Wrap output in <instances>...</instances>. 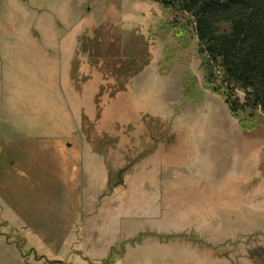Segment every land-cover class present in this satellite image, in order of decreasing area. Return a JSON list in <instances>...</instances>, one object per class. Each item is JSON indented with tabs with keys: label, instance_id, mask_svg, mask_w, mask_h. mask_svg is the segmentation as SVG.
I'll return each instance as SVG.
<instances>
[{
	"label": "rangeland",
	"instance_id": "1",
	"mask_svg": "<svg viewBox=\"0 0 264 264\" xmlns=\"http://www.w3.org/2000/svg\"><path fill=\"white\" fill-rule=\"evenodd\" d=\"M186 18L150 0H0V264L120 247L113 264H264V114L247 130L229 112ZM100 26L149 41L113 97L78 51Z\"/></svg>",
	"mask_w": 264,
	"mask_h": 264
},
{
	"label": "trees",
	"instance_id": "2",
	"mask_svg": "<svg viewBox=\"0 0 264 264\" xmlns=\"http://www.w3.org/2000/svg\"><path fill=\"white\" fill-rule=\"evenodd\" d=\"M150 1L187 14L186 20L194 24L197 56L207 83L223 97L229 112L244 129L258 127L261 118L257 113L264 114V0ZM80 40L78 51L87 55L88 63L104 77L113 79L109 85L111 97L123 91L151 60L148 39L136 32L109 40L100 26ZM217 69L223 92L213 83ZM236 88L245 93L244 102L237 97ZM103 89L101 86L98 96ZM141 239L138 236L130 243ZM123 251V247L112 248L102 264H113Z\"/></svg>",
	"mask_w": 264,
	"mask_h": 264
},
{
	"label": "flooded vegetation",
	"instance_id": "3",
	"mask_svg": "<svg viewBox=\"0 0 264 264\" xmlns=\"http://www.w3.org/2000/svg\"><path fill=\"white\" fill-rule=\"evenodd\" d=\"M3 154H4V153H3ZM3 154H0V161H1V158H2Z\"/></svg>",
	"mask_w": 264,
	"mask_h": 264
}]
</instances>
